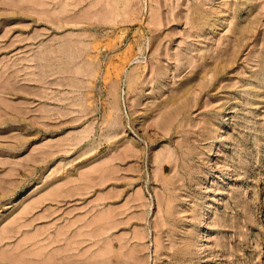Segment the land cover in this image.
Here are the masks:
<instances>
[{
	"label": "rangeland",
	"instance_id": "rangeland-1",
	"mask_svg": "<svg viewBox=\"0 0 264 264\" xmlns=\"http://www.w3.org/2000/svg\"><path fill=\"white\" fill-rule=\"evenodd\" d=\"M0 264H264V0H0Z\"/></svg>",
	"mask_w": 264,
	"mask_h": 264
},
{
	"label": "bare ground",
	"instance_id": "bare-ground-1",
	"mask_svg": "<svg viewBox=\"0 0 264 264\" xmlns=\"http://www.w3.org/2000/svg\"><path fill=\"white\" fill-rule=\"evenodd\" d=\"M100 2V1H99ZM100 7V6H99ZM102 9V8H101ZM57 73V72H56ZM157 167H158V164H157ZM163 168V167H162Z\"/></svg>",
	"mask_w": 264,
	"mask_h": 264
}]
</instances>
